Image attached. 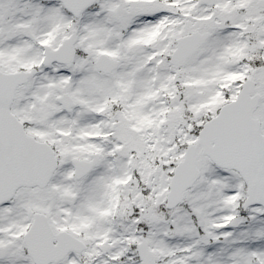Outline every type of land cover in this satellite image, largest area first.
<instances>
[{
    "label": "snow or ice",
    "instance_id": "obj_1",
    "mask_svg": "<svg viewBox=\"0 0 264 264\" xmlns=\"http://www.w3.org/2000/svg\"><path fill=\"white\" fill-rule=\"evenodd\" d=\"M0 264H264V0H0Z\"/></svg>",
    "mask_w": 264,
    "mask_h": 264
}]
</instances>
